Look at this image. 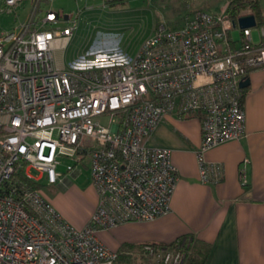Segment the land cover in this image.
I'll list each match as a JSON object with an SVG mask.
<instances>
[{
	"label": "built area",
	"instance_id": "obj_1",
	"mask_svg": "<svg viewBox=\"0 0 264 264\" xmlns=\"http://www.w3.org/2000/svg\"><path fill=\"white\" fill-rule=\"evenodd\" d=\"M42 1L33 0L12 29L0 28V264H116L119 252L98 231L170 210L178 183L172 150L146 143L167 115L199 117L200 178L222 179V166L205 153L247 133L240 82L264 66V25L256 24L255 43L253 27L241 28L227 2L216 13L198 10L180 27L156 28L134 57H108L118 46L97 47L65 63L57 52L69 45L81 9L73 19ZM21 3L0 0V14L16 15ZM90 55L100 58L84 62ZM64 157L74 161L71 169L89 167L99 196L81 228L42 189L63 180ZM145 249L154 252L151 244ZM184 260L178 250L162 259Z\"/></svg>",
	"mask_w": 264,
	"mask_h": 264
},
{
	"label": "crops",
	"instance_id": "obj_2",
	"mask_svg": "<svg viewBox=\"0 0 264 264\" xmlns=\"http://www.w3.org/2000/svg\"><path fill=\"white\" fill-rule=\"evenodd\" d=\"M246 77L249 84L242 88L246 135L205 153L208 162L222 166V179L203 182L200 178L196 155L202 140L199 117L167 115L146 143L172 150L178 183L170 210L151 221L121 224L109 233L99 230L98 236L107 246L119 250L125 245L169 243L191 235L194 247L208 250L204 264H264V66L252 69ZM72 184L64 177L57 185ZM73 190L87 202L80 218L66 212L59 196H45L70 224L81 228L88 223L99 196L92 182L84 190Z\"/></svg>",
	"mask_w": 264,
	"mask_h": 264
},
{
	"label": "rangeland",
	"instance_id": "obj_3",
	"mask_svg": "<svg viewBox=\"0 0 264 264\" xmlns=\"http://www.w3.org/2000/svg\"><path fill=\"white\" fill-rule=\"evenodd\" d=\"M226 0H43L42 7L52 6L55 10H63L69 14L71 18H75L79 9L81 13L78 15L79 26L74 33L69 45L64 50L57 52V58L65 63L80 61L84 59L82 56L86 51L92 48L102 47L103 50L111 49L107 56L112 57L120 53H126L130 57H134L142 47L147 38H149L160 26L168 28H177L198 10H205L216 13L220 10ZM33 4V0H25L21 6L17 8V14L1 13L0 28L4 30L12 29L15 24L23 20L29 7ZM245 12H250L245 11ZM254 42H260V31L262 27L254 26ZM234 37H240L239 29L233 32ZM93 50V49H92ZM100 57L97 55L88 56L87 63H93ZM105 58V57H103ZM107 118H104V122ZM74 161L68 157L62 159L58 170L63 173V178L68 177L72 180V186L59 187L56 185L42 184L45 195L60 197L62 205L66 212L80 218L83 214L87 202L81 197L77 191L73 189L79 188L84 190L90 183L89 167L80 164L79 173L73 176V171H78L73 166ZM36 172V171H34ZM73 189H72V188ZM107 233L110 230H105ZM109 237V235H107ZM145 244L129 246L117 250L119 258L116 264H165L162 259L168 251L175 253L173 248L154 247V252L145 251ZM183 252V251H182ZM185 253V252H183ZM185 253L184 264L187 260Z\"/></svg>",
	"mask_w": 264,
	"mask_h": 264
},
{
	"label": "trees",
	"instance_id": "obj_4",
	"mask_svg": "<svg viewBox=\"0 0 264 264\" xmlns=\"http://www.w3.org/2000/svg\"><path fill=\"white\" fill-rule=\"evenodd\" d=\"M228 3V10L232 17L237 18L245 11L250 10V12L256 17L257 25H264V0H228ZM146 244H151L153 247L160 246L162 248H173L185 252L188 257L185 264H204L208 254V250L203 246L200 248L194 247L191 235L180 236L169 243ZM132 246L134 245H131V247ZM138 247H142V244Z\"/></svg>",
	"mask_w": 264,
	"mask_h": 264
},
{
	"label": "water",
	"instance_id": "obj_5",
	"mask_svg": "<svg viewBox=\"0 0 264 264\" xmlns=\"http://www.w3.org/2000/svg\"><path fill=\"white\" fill-rule=\"evenodd\" d=\"M237 22L241 28L254 27L257 24L256 17L252 13L241 14L238 17ZM248 84H249V78L247 77L243 78L240 82L242 88L246 87Z\"/></svg>",
	"mask_w": 264,
	"mask_h": 264
}]
</instances>
